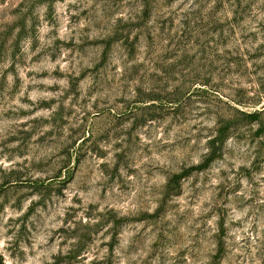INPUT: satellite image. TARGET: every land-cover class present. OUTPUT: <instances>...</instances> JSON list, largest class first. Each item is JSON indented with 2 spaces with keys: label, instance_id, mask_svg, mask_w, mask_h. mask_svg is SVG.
<instances>
[{
  "label": "rangeland",
  "instance_id": "1",
  "mask_svg": "<svg viewBox=\"0 0 264 264\" xmlns=\"http://www.w3.org/2000/svg\"><path fill=\"white\" fill-rule=\"evenodd\" d=\"M0 264H264V0H0Z\"/></svg>",
  "mask_w": 264,
  "mask_h": 264
},
{
  "label": "trees",
  "instance_id": "2",
  "mask_svg": "<svg viewBox=\"0 0 264 264\" xmlns=\"http://www.w3.org/2000/svg\"><path fill=\"white\" fill-rule=\"evenodd\" d=\"M256 114H259V112H255Z\"/></svg>",
  "mask_w": 264,
  "mask_h": 264
}]
</instances>
